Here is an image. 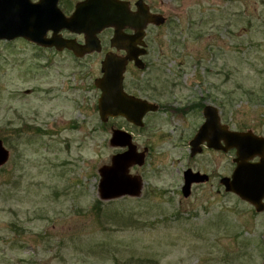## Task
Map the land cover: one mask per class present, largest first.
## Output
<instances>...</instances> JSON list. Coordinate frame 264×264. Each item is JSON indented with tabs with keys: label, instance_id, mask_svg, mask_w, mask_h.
<instances>
[{
	"label": "rangeland",
	"instance_id": "374dc122",
	"mask_svg": "<svg viewBox=\"0 0 264 264\" xmlns=\"http://www.w3.org/2000/svg\"><path fill=\"white\" fill-rule=\"evenodd\" d=\"M168 1L166 23L147 31L148 68L127 85L147 83L165 101L205 98L231 129L264 133V0ZM100 58L0 40V139L9 151L0 264H262L249 205L214 183L182 196L188 154L173 145L170 113L148 118L139 136L151 150L136 169L141 194L99 198L98 168L117 151L96 111ZM190 121H181L183 135ZM214 162L205 153L191 167L209 172Z\"/></svg>",
	"mask_w": 264,
	"mask_h": 264
},
{
	"label": "water",
	"instance_id": "95a60500",
	"mask_svg": "<svg viewBox=\"0 0 264 264\" xmlns=\"http://www.w3.org/2000/svg\"><path fill=\"white\" fill-rule=\"evenodd\" d=\"M122 0H84L76 5L71 15L66 16L56 7V0H40L32 3L30 0H0V40H12L23 37L41 46H55L57 49L67 47L76 55L81 56L92 47L81 46L77 48L70 40L60 38L55 34L60 29H68L84 33L87 43L92 40L97 32L109 25H117L120 20L129 21V14L122 4ZM140 11L142 9L140 8ZM164 22V17L159 14H150L143 9V27L145 23ZM53 31L50 38L46 32ZM127 56L117 57L106 54L101 62L102 75L95 78V85L100 90L98 98V113L100 120L106 122L109 116H123L130 122L141 125L143 115L157 107L144 99L127 94L123 89V72L126 60H135L139 68L144 64L131 55L127 49ZM206 120L198 133L193 137L192 146L206 141L208 147L215 149L219 146L218 112L213 105L205 107ZM226 149L236 148V168L230 177L221 178V184L226 191L234 192L240 199L255 204L264 193V165L248 164L247 158L251 152L262 154L264 150V137L256 136L252 131H226ZM130 134L115 130L110 138L113 146H126L125 151L115 154L109 164L98 168V196L101 200H112L118 197H137L141 194L143 181L140 175L129 173L130 166L142 165L145 161L144 151H137L130 141ZM200 148H193L192 154ZM9 151L0 139V166L8 160ZM205 174L184 172L182 194L187 197L190 193V184L193 181H203ZM264 264V260L262 261Z\"/></svg>",
	"mask_w": 264,
	"mask_h": 264
},
{
	"label": "flooded vegetation",
	"instance_id": "af4514ba",
	"mask_svg": "<svg viewBox=\"0 0 264 264\" xmlns=\"http://www.w3.org/2000/svg\"><path fill=\"white\" fill-rule=\"evenodd\" d=\"M30 1L32 3H37L40 0H30ZM82 1L84 0H56V7L59 10H61L66 16H69L76 8V5ZM122 1H123L122 4L127 10V13L130 15L129 16L130 20L129 21L120 20L117 23V25L112 24V25L102 28L99 32H97L94 36H92V40L89 43H87V40H86L87 37L84 33L70 31L66 28L60 29L58 33L55 34L56 36L60 38L70 40L71 43L75 45L77 48L81 46L93 48L92 51H88L81 56L76 55L70 48H67V47L61 48V50H59L55 46L50 47V46L38 45L23 37H17L14 39L16 40L21 39L25 43L27 42L44 51H49L51 53H61V52L67 53L73 59L79 60V61L84 58H90V57L100 58L101 57L99 59L100 75L95 78H98L102 75L101 62L104 59L106 54H112V55L122 58V57L127 56L128 54L127 49L131 51V55L138 53L136 54V56L144 64V67L139 68L135 60H130V59L126 60L125 68L123 72V89L129 95H132L136 98L144 99L152 104H155L157 108L155 110H149L143 115L142 120H141L142 121L141 125L134 124L123 116H118V117L109 116L108 120L106 121V123L107 122L109 123V129H110L109 141L115 130L125 131L130 134V139H131L130 141L132 142V144L135 145L136 150L144 151L145 159H146L147 154L151 150L149 149V146L146 145V143H144L141 146L142 143H140L139 136H143L145 134V131H146L145 129H147L148 118H157L158 115L160 114H166L167 116L170 113V118H176L179 122V123L177 122L176 125H172V127L170 128V131H173L174 136H175V138H173L174 139L173 145L179 146L182 149L186 147L185 148L187 151L186 154H188L186 163L181 169L182 183L179 186L181 194H182V186L184 184V172L186 171V169H189L192 172L195 171L200 174H205L207 176L205 180L191 182L189 195L191 194V191L194 188L198 187L199 185H203L205 183L206 184L214 183L217 193H220L223 191L224 195L226 193L235 195L237 199H239L241 202L250 206L251 213L253 217L256 219V223H257L255 226L256 232L262 233L261 240L264 243V193L262 197H260V200H257L255 204H252L246 200L240 199V197L234 192L226 191L225 186L222 185L220 182L221 178L230 177L234 168H236L237 163L235 159L237 158L236 157L237 154H236V148H230L227 150L225 147L226 146V136H225L226 131L227 129H230V130H234V129H231L230 127H228L224 119V116L221 114L218 107L208 102L205 98H202V97L196 100L186 101L184 103H178L177 101H171V100L165 101L167 99L163 100L160 97L162 96V94L154 90V88L152 89L151 87H148L149 84L147 83L145 84L141 81L131 82L128 85L126 83L127 78L129 77H131L132 79L138 80L139 77H137V75H141L140 73L148 68L146 56L149 54L150 45H149V39L147 38L148 36L147 31H148V28H151V27L159 28L163 26L164 23H166L167 16H166V13L164 14L163 12H165L164 7L168 6L169 1L168 0H165V1L164 0H122ZM140 8L142 9V11H140ZM143 9L145 10V13L146 11H148L150 14L161 15L162 17H164V22L159 25H156V23L154 24L152 22H149V23H145V26L143 27L142 26L143 25ZM52 35H53L52 30H48L46 32V38H50ZM95 78L93 79V84L96 90H98V88L96 87L94 83ZM98 91L100 95V90ZM98 98H97V104H98ZM207 105H213L217 108L218 118H219L218 128H219V146H220V148L218 149H215V147L214 148L208 147L207 142L205 140L200 142L199 145H196V146H192L191 144V142L194 139L193 137H195V135L198 133L199 129L201 128V126H203V123L206 120L205 107ZM185 117L186 118L192 117V121H190V125H191L190 130L186 132L185 135H183L185 132V128L184 126L182 127L183 123L181 121H184ZM117 121H121L122 124H115V122ZM248 130L250 129H247V130L239 129L235 131L244 132ZM252 132L256 136L264 137V133H256L254 131ZM109 145L117 149V151L111 154L109 162H111V158L113 155L118 154L119 152L121 153L122 151H125L127 149L126 146H113L110 144V142H109ZM193 148L195 149L200 148V150L192 154ZM205 153L213 154L214 157L215 155L218 156L219 162L217 164L214 162V166H213L214 169L210 170L209 172H205V170L202 168H198L195 166L191 167V161L195 160V158ZM228 153L233 154L230 159L231 170L229 172L226 168L227 167L226 155ZM247 163L254 164L257 166L261 164L264 165V150L261 155L258 154L257 152H251L247 158ZM142 165L134 164L130 166L129 173L133 171L134 173H131V174L140 175L136 172V169H140ZM182 196L184 197L183 194ZM263 260H264V257L262 261Z\"/></svg>",
	"mask_w": 264,
	"mask_h": 264
},
{
	"label": "trees",
	"instance_id": "16d2710c",
	"mask_svg": "<svg viewBox=\"0 0 264 264\" xmlns=\"http://www.w3.org/2000/svg\"><path fill=\"white\" fill-rule=\"evenodd\" d=\"M258 100H259V102L264 104V94L259 95Z\"/></svg>",
	"mask_w": 264,
	"mask_h": 264
}]
</instances>
